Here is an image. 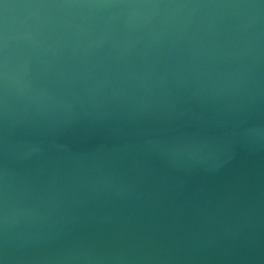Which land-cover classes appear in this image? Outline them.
<instances>
[{
    "label": "water",
    "instance_id": "obj_1",
    "mask_svg": "<svg viewBox=\"0 0 264 264\" xmlns=\"http://www.w3.org/2000/svg\"><path fill=\"white\" fill-rule=\"evenodd\" d=\"M0 264H264V0H0Z\"/></svg>",
    "mask_w": 264,
    "mask_h": 264
}]
</instances>
